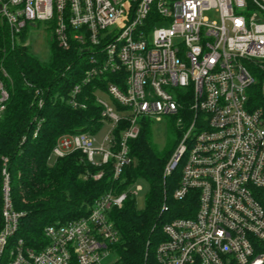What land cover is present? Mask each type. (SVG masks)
Segmentation results:
<instances>
[{
    "label": "built area",
    "instance_id": "1",
    "mask_svg": "<svg viewBox=\"0 0 264 264\" xmlns=\"http://www.w3.org/2000/svg\"><path fill=\"white\" fill-rule=\"evenodd\" d=\"M0 22L12 38L43 22L58 46L76 44L88 59L83 84H96L109 132L100 147L96 134L64 133L55 157L79 149L118 178L132 162L141 119L178 116L181 135L165 172L180 173L173 196L181 213L194 198V212L163 225L156 264H264V117L250 106L259 82L264 95V0H0ZM9 97L0 75V117ZM3 173L0 264H103L113 253L120 236L111 212L135 192H108L84 215L46 225L37 249L18 235L22 213Z\"/></svg>",
    "mask_w": 264,
    "mask_h": 264
},
{
    "label": "trees",
    "instance_id": "2",
    "mask_svg": "<svg viewBox=\"0 0 264 264\" xmlns=\"http://www.w3.org/2000/svg\"><path fill=\"white\" fill-rule=\"evenodd\" d=\"M28 32L26 29L18 38H12L0 22V75L10 94L0 117V230L4 223V170L13 208L22 213L18 235L37 249L44 243L46 225L78 218L100 196L128 191L141 178L150 186L146 208L138 209L134 195L128 194L123 206L111 212L120 236L113 253L115 264H156V249L164 238L163 225L194 212V198L192 201L188 197L191 203L184 204L189 205V211L181 213L183 202L173 196L180 173L165 172L181 135L178 116L171 115L174 136L163 149L153 141L150 120L141 119V133L129 143L132 162L118 178H113L110 165H93L79 149L51 162L53 148L62 134H97L105 123L96 103V84H83L89 68L85 52H80L76 44L65 50L51 37L48 54L40 56L27 43ZM76 85L81 89L75 96L78 105L74 106L71 100ZM250 106L261 109L264 117L260 82L251 89ZM189 116L184 114L185 119ZM124 125L117 128V137ZM101 170L103 177L94 179Z\"/></svg>",
    "mask_w": 264,
    "mask_h": 264
},
{
    "label": "rangeland",
    "instance_id": "3",
    "mask_svg": "<svg viewBox=\"0 0 264 264\" xmlns=\"http://www.w3.org/2000/svg\"><path fill=\"white\" fill-rule=\"evenodd\" d=\"M206 15L209 16L212 20H218V15L215 12H207ZM27 30L29 31L27 43L31 44L33 52L40 56H46L49 51L48 42L51 38V31L46 28L43 22L29 24ZM99 95L106 103L115 107L111 97L107 93L101 91ZM173 124L174 121L171 119V116H162L159 119L153 117L150 119L153 141L158 149H163L166 146V143L169 141V139L172 136H174ZM109 129L110 127L109 124L107 123L96 134V142H95L96 147L101 146L105 136L109 132ZM55 159L56 157L53 155L50 161L54 162ZM169 161L170 159L168 160V162ZM129 190L136 193L134 195V198L136 200L137 208L140 210H144L146 208L147 197L150 190L149 183L145 179L140 178L130 185ZM116 258L117 257L115 253H112L108 258L104 259L102 263L112 264L116 261Z\"/></svg>",
    "mask_w": 264,
    "mask_h": 264
},
{
    "label": "water",
    "instance_id": "4",
    "mask_svg": "<svg viewBox=\"0 0 264 264\" xmlns=\"http://www.w3.org/2000/svg\"><path fill=\"white\" fill-rule=\"evenodd\" d=\"M172 171V170H171Z\"/></svg>",
    "mask_w": 264,
    "mask_h": 264
}]
</instances>
